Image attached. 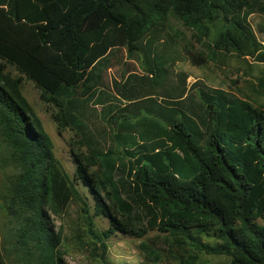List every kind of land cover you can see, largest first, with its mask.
<instances>
[{"label": "trees", "instance_id": "obj_1", "mask_svg": "<svg viewBox=\"0 0 264 264\" xmlns=\"http://www.w3.org/2000/svg\"><path fill=\"white\" fill-rule=\"evenodd\" d=\"M252 15L264 17V0H0V140L16 171L6 214L20 264H64L50 217L73 203L82 206V243L102 264L106 240L149 231L165 236L180 264H264V45ZM171 21L198 47L185 50L192 65L238 72L234 92L196 91L183 73L172 80L183 54ZM123 51L141 54V73L109 81ZM7 68L33 82L59 129L79 134L86 152L72 153V175ZM90 201L108 223L99 233Z\"/></svg>", "mask_w": 264, "mask_h": 264}, {"label": "rangeland", "instance_id": "obj_2", "mask_svg": "<svg viewBox=\"0 0 264 264\" xmlns=\"http://www.w3.org/2000/svg\"><path fill=\"white\" fill-rule=\"evenodd\" d=\"M174 31L169 35L175 42L176 47L182 53V58L177 61L171 69L170 77L176 81V75L183 73L187 75L186 83L188 86L194 85V89L199 91L202 88H221L229 92H234L231 82L239 80V74L235 70H228L221 74L211 63L202 66H194L187 59L185 50L196 54L198 47L191 41L190 33L183 28L177 21H171ZM249 23L254 30L257 39L264 45V36L259 33L260 25L264 24V17L252 15ZM167 32V31H165ZM112 66L106 72V78L119 79L129 70H135L141 73L142 57L136 53L132 57L127 56L123 51L119 54L117 60L112 61ZM233 68L237 69L238 63L232 61ZM7 72L15 78L21 79V91L28 103L33 108L35 114L40 119L42 126L53 144V152L59 160L64 170L72 175L75 167L73 164L72 153H85L86 150L80 143V136L76 131L70 128L59 129L53 119L55 113L54 107L46 103L41 98L40 91L35 87L33 82L27 80L24 76L19 75L12 68H7ZM240 80L238 84H240ZM99 112V106H93ZM91 114L90 125L96 126L102 131V123H99L96 113ZM8 151L0 140V257L4 264H20V253L14 248V229L13 224L6 214L8 203L7 187L12 176L15 175V169L7 164ZM79 203L71 204L61 216L50 217V222L56 232H60L63 238L64 264H102L98 259L91 256L89 247L83 245L87 241L86 234H82L83 213ZM88 215L93 216L92 202L88 203ZM93 229L98 233L108 227L104 218L93 216ZM166 238L163 234L156 231H149L143 238L136 239L128 236L116 234L106 240L108 246L107 262L108 264H180V254L165 245ZM213 244V240H208ZM142 245H147L151 250L158 252L159 257L148 260L142 250ZM97 252H94L96 254ZM228 259L224 256H200L197 264H227Z\"/></svg>", "mask_w": 264, "mask_h": 264}, {"label": "crops", "instance_id": "obj_3", "mask_svg": "<svg viewBox=\"0 0 264 264\" xmlns=\"http://www.w3.org/2000/svg\"><path fill=\"white\" fill-rule=\"evenodd\" d=\"M115 79V78H114ZM187 84V83H186ZM188 86V85H187ZM189 87V86H188Z\"/></svg>", "mask_w": 264, "mask_h": 264}]
</instances>
